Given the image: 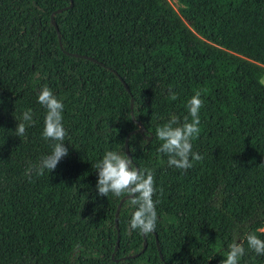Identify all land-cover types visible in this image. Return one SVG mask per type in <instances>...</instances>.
<instances>
[{"label": "trees", "instance_id": "obj_1", "mask_svg": "<svg viewBox=\"0 0 264 264\" xmlns=\"http://www.w3.org/2000/svg\"><path fill=\"white\" fill-rule=\"evenodd\" d=\"M69 2L0 0V264H221L234 241L239 264H264L246 242L264 240V0ZM45 86L64 104L68 155L38 175L52 143L41 138ZM197 91L202 159L182 171L155 131L183 121ZM28 109L33 123L17 137ZM126 135L134 166L154 174L147 236L129 228V197L115 226L122 196L96 191L92 164L125 153Z\"/></svg>", "mask_w": 264, "mask_h": 264}, {"label": "clouds", "instance_id": "obj_2", "mask_svg": "<svg viewBox=\"0 0 264 264\" xmlns=\"http://www.w3.org/2000/svg\"><path fill=\"white\" fill-rule=\"evenodd\" d=\"M168 92L170 99H177L171 88ZM37 103L45 109L41 138L52 142L51 152L42 156L39 164L35 166L36 173L43 175L45 170L48 173L54 171L58 163L68 155V149L64 145L68 133L63 124L64 104L51 89L43 87L37 94ZM203 106L201 92L197 91L187 100L185 107L188 115L183 121L176 115H171L166 124L156 129L155 137L161 141L157 151L167 156L169 167L183 171L191 168L193 161L202 159L199 153L193 152L192 141L201 132L199 114ZM18 121L14 135L21 137L33 123L32 110L24 111ZM92 167L97 174L96 191L99 196L108 197L111 194L117 198L125 195L129 197V203L135 209L129 220V228L145 236L155 232L158 219L156 206L159 200L153 199L157 189L152 170L134 166L133 160L123 150L105 151ZM246 242L249 250L256 255H264V240L255 234H248ZM244 254L243 242L234 241L228 246L226 258L221 264H239Z\"/></svg>", "mask_w": 264, "mask_h": 264}, {"label": "water", "instance_id": "obj_3", "mask_svg": "<svg viewBox=\"0 0 264 264\" xmlns=\"http://www.w3.org/2000/svg\"><path fill=\"white\" fill-rule=\"evenodd\" d=\"M71 4V0H70V2H69V5ZM64 8V7H63ZM59 10H61L60 8H57V9H55L54 11H59ZM50 22L53 24V26H54V28H55V30H56V33H57V38H58V40H59V33H58V29H57V26H56V23H55V21H54V19H53V16H52V13L50 14ZM72 54H74V55H80V54H77V53H72ZM80 56H84V57H87V58H89V59H91V60H94V61H97L95 58H93V57H91V56H87V55H84V54H81ZM122 80V79H121ZM123 82V81H122ZM123 84H125L124 82H123ZM125 87L127 88V86L125 85ZM130 108H131V101H130ZM130 113H131V116H132V112H131V110H130ZM137 124H138V127L135 129L136 131H138L139 133H141V134H143V132H144V127H143V125L142 124H140V123H138L136 120H134ZM148 138L150 137V136H147ZM126 139H127V135L125 136V138H124V147H125V153H126V155H128L129 157H130V155H129V152H128V147H127V143H126ZM125 197H128V196H122L120 199H119V201H118V203H117V206H116V209H115V217H114V220H115V226H117V222H116V213H117V210H118V208H119V205H120V202L122 201V199L123 198H125ZM118 236V233H117V229H116V237ZM116 243H117V238H116ZM115 243V244H116ZM145 246V242L143 241V245H142V248ZM141 248V249H142Z\"/></svg>", "mask_w": 264, "mask_h": 264}, {"label": "rangeland", "instance_id": "obj_4", "mask_svg": "<svg viewBox=\"0 0 264 264\" xmlns=\"http://www.w3.org/2000/svg\"><path fill=\"white\" fill-rule=\"evenodd\" d=\"M170 1V3L172 4V6L174 7V8H176V2H175V0H169ZM262 82H264V77H262ZM263 228H264V225H263Z\"/></svg>", "mask_w": 264, "mask_h": 264}]
</instances>
